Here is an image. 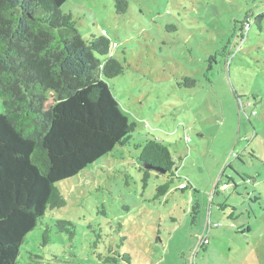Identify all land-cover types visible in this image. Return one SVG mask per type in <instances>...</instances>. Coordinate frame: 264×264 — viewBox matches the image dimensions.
I'll return each instance as SVG.
<instances>
[{
  "label": "rangeland",
  "instance_id": "374dc122",
  "mask_svg": "<svg viewBox=\"0 0 264 264\" xmlns=\"http://www.w3.org/2000/svg\"><path fill=\"white\" fill-rule=\"evenodd\" d=\"M126 1L122 15L115 0L61 10L83 39L104 31L115 43L124 72L106 82L135 124L130 145L59 184L66 206L44 223L70 221L74 239L51 227L43 246L39 224L17 264H104L96 254L111 257L121 237L129 264H264V0ZM148 140L168 148L176 174L149 171L144 186L134 145ZM207 223L217 227L198 249Z\"/></svg>",
  "mask_w": 264,
  "mask_h": 264
},
{
  "label": "trees",
  "instance_id": "16d2710c",
  "mask_svg": "<svg viewBox=\"0 0 264 264\" xmlns=\"http://www.w3.org/2000/svg\"><path fill=\"white\" fill-rule=\"evenodd\" d=\"M65 2L0 0V264H17L26 236L39 224L44 225L43 246L51 227L72 241L75 225L70 221L44 223L47 212L66 206L59 184L115 147L129 146L135 131L106 82L124 72L109 56L115 43L104 31L83 39L71 14L61 10ZM115 6L122 15L128 4L115 0ZM262 18L264 13L256 20ZM238 38L241 43V34ZM134 149L144 186L149 171L175 176L176 163L161 142L148 140ZM171 182L156 189V198L167 193ZM124 240L111 257H96L104 264H129L130 256L121 253Z\"/></svg>",
  "mask_w": 264,
  "mask_h": 264
},
{
  "label": "built area",
  "instance_id": "2783aa9c",
  "mask_svg": "<svg viewBox=\"0 0 264 264\" xmlns=\"http://www.w3.org/2000/svg\"><path fill=\"white\" fill-rule=\"evenodd\" d=\"M113 47H115V44L112 45ZM181 188L184 187L183 184L180 185ZM223 191L225 190V186H223ZM213 227H217V225H212L211 223H207L205 228V234L201 235L199 238V242H198V249H202L204 246L208 245V239L206 237V233H208L211 228ZM191 264H194V262H191Z\"/></svg>",
  "mask_w": 264,
  "mask_h": 264
}]
</instances>
